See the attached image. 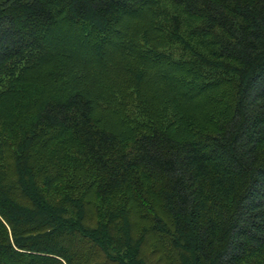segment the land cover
<instances>
[{
	"label": "trees",
	"instance_id": "trees-1",
	"mask_svg": "<svg viewBox=\"0 0 264 264\" xmlns=\"http://www.w3.org/2000/svg\"><path fill=\"white\" fill-rule=\"evenodd\" d=\"M170 2L0 0V264H264V0Z\"/></svg>",
	"mask_w": 264,
	"mask_h": 264
},
{
	"label": "rangeland",
	"instance_id": "rangeland-1",
	"mask_svg": "<svg viewBox=\"0 0 264 264\" xmlns=\"http://www.w3.org/2000/svg\"><path fill=\"white\" fill-rule=\"evenodd\" d=\"M162 3V9L164 12H162V15H160V17L162 18V20L167 23H169L172 13L175 12V7L174 5L170 2V0H161ZM81 80H84V76L81 75L80 76Z\"/></svg>",
	"mask_w": 264,
	"mask_h": 264
}]
</instances>
